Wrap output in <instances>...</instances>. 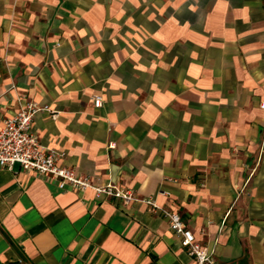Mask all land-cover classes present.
Returning <instances> with one entry per match:
<instances>
[{
    "label": "crops",
    "instance_id": "1",
    "mask_svg": "<svg viewBox=\"0 0 264 264\" xmlns=\"http://www.w3.org/2000/svg\"><path fill=\"white\" fill-rule=\"evenodd\" d=\"M0 0V126L31 129L93 183L0 168V264H264V0ZM100 95L101 105H93Z\"/></svg>",
    "mask_w": 264,
    "mask_h": 264
},
{
    "label": "built area",
    "instance_id": "2",
    "mask_svg": "<svg viewBox=\"0 0 264 264\" xmlns=\"http://www.w3.org/2000/svg\"><path fill=\"white\" fill-rule=\"evenodd\" d=\"M93 105H101L102 98L95 95ZM264 109V102L260 103ZM40 111H50L48 105L22 97L15 113L6 117L0 126V168L11 170L15 165L23 171H31L48 179L57 181L59 188H91L96 197L106 196L124 201H144L151 209H160L153 199H140L130 188L115 182L93 183L89 176L78 173L74 168L60 163L64 153L43 145L38 135L31 129V123ZM168 218L170 230L180 239L181 246L193 258L194 264H220L213 252L201 244L191 229L177 212L161 210ZM16 264H24L18 259Z\"/></svg>",
    "mask_w": 264,
    "mask_h": 264
},
{
    "label": "rangeland",
    "instance_id": "3",
    "mask_svg": "<svg viewBox=\"0 0 264 264\" xmlns=\"http://www.w3.org/2000/svg\"><path fill=\"white\" fill-rule=\"evenodd\" d=\"M120 5L123 6L124 5V0H122V2H120Z\"/></svg>",
    "mask_w": 264,
    "mask_h": 264
}]
</instances>
